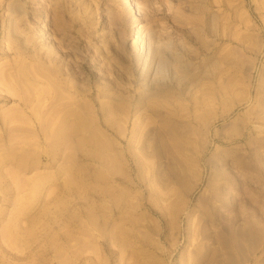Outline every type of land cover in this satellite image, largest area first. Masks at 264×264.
Segmentation results:
<instances>
[{"label":"rangeland","instance_id":"1","mask_svg":"<svg viewBox=\"0 0 264 264\" xmlns=\"http://www.w3.org/2000/svg\"><path fill=\"white\" fill-rule=\"evenodd\" d=\"M0 264H264V0H0Z\"/></svg>","mask_w":264,"mask_h":264},{"label":"bare ground","instance_id":"2","mask_svg":"<svg viewBox=\"0 0 264 264\" xmlns=\"http://www.w3.org/2000/svg\"><path fill=\"white\" fill-rule=\"evenodd\" d=\"M125 2H129V3H132L133 2V0H125ZM142 4H145V2L143 3L142 2ZM145 6V5H144ZM145 8V7H144ZM137 41H139V46H140V55L142 56V55H145V56H147L146 54H148L149 55V50L151 49L150 47H149V45L147 44V43H145V41H144V38H143V36H141V35H139L138 36V40ZM136 41V42H137ZM138 51V50H137ZM152 51V50H151ZM151 54V53H150ZM146 58V57H145ZM139 59H140V57H139ZM143 59V58H142ZM137 61L139 62V60H138V58H137Z\"/></svg>","mask_w":264,"mask_h":264}]
</instances>
